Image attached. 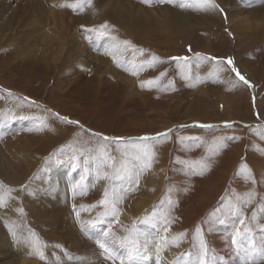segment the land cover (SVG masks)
<instances>
[{
  "label": "rangeland",
  "instance_id": "rangeland-1",
  "mask_svg": "<svg viewBox=\"0 0 264 264\" xmlns=\"http://www.w3.org/2000/svg\"><path fill=\"white\" fill-rule=\"evenodd\" d=\"M18 1L0 6V254L35 264L33 232L38 264H264V0H73L52 40L53 1L13 25Z\"/></svg>",
  "mask_w": 264,
  "mask_h": 264
},
{
  "label": "bare ground",
  "instance_id": "bare-ground-1",
  "mask_svg": "<svg viewBox=\"0 0 264 264\" xmlns=\"http://www.w3.org/2000/svg\"><path fill=\"white\" fill-rule=\"evenodd\" d=\"M3 1L9 3L12 0H0V6L3 4ZM50 1H53V4L51 6L53 7V10L55 11V13L49 8V12L45 13L47 15V17L42 20L43 22L48 23V24L45 26L44 25L43 26H35L36 28H38V31L35 33H40V34H42L43 38H50L52 40L53 39L52 35L54 36V34L59 30V28L62 25H64V23L66 25H69V26L73 25V26L77 27L78 22H77V16L75 13V9L73 6L70 5L73 0H37V1L36 0H23L22 3L19 5V7L21 6L23 9H20V11H18L19 9H17V14L15 15L16 21L15 22L12 21L11 24L14 25L17 21L22 22V24H24V22L25 23H33V21H31L33 18L31 19V18H29V16L33 12V10H35V8H36L35 4H37L38 7L40 8V7H42V5H45V3L50 2ZM194 1L196 2L198 0H194ZM14 2L18 6L19 1L14 0ZM198 2H200V1H198ZM240 5H242V4H240ZM10 6H12V5H10ZM9 9L13 13L16 12V10H14L10 7H9ZM0 13H1V10H0ZM53 13H54V15L56 14L57 16H59V18L58 17L51 18V14H53ZM34 14H35V12H34ZM18 15L20 17H17ZM60 18L63 20V24H59V22H60L59 20H61ZM2 23H4V19H2L0 21V25ZM16 30L20 31L18 28ZM18 31H17V33H18ZM52 33H54V34H52ZM65 33L66 32H63L60 37H63V35H65ZM137 33H139V32H137ZM12 34H14V32ZM263 101H264V99H263ZM263 108H264V105H263ZM263 111H264V109H263ZM51 186H54V184L53 183L50 184V188H51ZM44 191L48 192L50 190H44ZM45 195H47V193ZM48 199H49V197H48ZM0 204L2 206L6 205V201L4 198H3V202ZM31 235H32V237L30 239L26 240V244H27V246H30V244H31V247L33 248V249H31V252H33V255L31 257H27V258H29L31 261H33L37 255V259H36L35 264H38V261L40 262V259H41V255L39 254V253H41V251L39 250V252H37V249L40 248V244H39L38 240L35 238V235L33 234V232ZM95 235H98V234L95 232ZM27 237H29V235ZM153 247H156V246L154 245ZM24 250H25V246L22 244H21V249L16 244H14L12 246H4V249L2 251L4 254L3 255L0 254V259H1L0 264H14L15 261L10 259V258L8 259V257L16 258L21 254L20 252H22ZM159 252H161V251L159 250L158 246L156 248H153L152 256L153 255L158 256V254H160ZM20 261H21V264H24V262L26 261V257L25 256L21 257ZM147 264H149V262H147Z\"/></svg>",
  "mask_w": 264,
  "mask_h": 264
},
{
  "label": "snow or ice",
  "instance_id": "snow-or-ice-1",
  "mask_svg": "<svg viewBox=\"0 0 264 264\" xmlns=\"http://www.w3.org/2000/svg\"><path fill=\"white\" fill-rule=\"evenodd\" d=\"M88 3H91V0H87ZM145 3H148L150 2V0H144ZM161 3L165 2V0H160ZM168 2H172V0H168ZM181 7H191L192 5L191 4H188V5H185V4H181L180 5ZM219 6L215 4V0H201V2L197 3V9L198 10H206L207 8H218ZM103 27V26H102ZM199 55V54H197ZM173 59L175 60H187V58H176L174 57ZM215 59V58H213ZM227 64L231 65L232 64V60L231 58H229L227 60ZM220 71H224L225 69L221 68L219 69ZM231 71L235 72L236 75L239 77V79L241 81H244L245 84H248L249 82L245 79V77L243 75H241L239 73V71L237 69H235L234 67L231 69ZM135 74V73H133ZM64 120H67V118H62ZM69 123H78V122H74V121H68ZM230 126V125H228ZM207 127V126H205ZM171 131V130H169ZM98 135V134H97ZM159 136H164L166 137L167 136V133H161V134H158ZM104 139H110L108 137H105ZM143 139H148V137H144ZM143 151V155L145 157H148V160H149V163H146L145 164V167H148L150 166V158H151V155H154V153H151V151L149 149H142ZM141 171H143V168L141 169ZM246 171L249 173V175L246 177L248 179H251V175H250V170L246 169ZM107 196V193L105 194ZM3 202V197L0 196V203ZM113 211H115V209L113 208ZM241 223H243V221H241ZM133 231H135V225L133 226ZM239 234V233H238ZM107 235V234H105ZM233 242L236 243L237 241L235 240V238H233ZM100 247L102 249H104L105 252H109L110 249L106 246V244L104 243H100ZM120 247L124 250V252L127 254L128 256V259L129 261L133 260L135 257H134V253L135 254H139V243H138V240L137 239H132V240H129L127 237L124 238V241L121 243ZM201 247L203 248V243L201 244ZM37 252H39V250L37 249ZM42 257V253H39ZM204 255H206V252L204 253ZM43 258V257H42ZM109 259H112V255H109L108 257ZM121 258V264H123V257H120ZM200 264H210L209 261H206L204 259H201V262ZM243 264H249V261L247 259H245L243 261Z\"/></svg>",
  "mask_w": 264,
  "mask_h": 264
}]
</instances>
